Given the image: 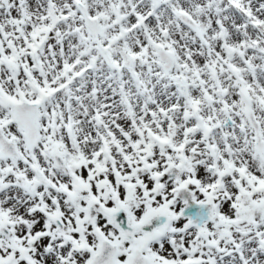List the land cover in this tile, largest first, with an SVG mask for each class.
I'll return each mask as SVG.
<instances>
[{
  "label": "snow or ice",
  "instance_id": "obj_1",
  "mask_svg": "<svg viewBox=\"0 0 264 264\" xmlns=\"http://www.w3.org/2000/svg\"><path fill=\"white\" fill-rule=\"evenodd\" d=\"M0 264H264V0H0Z\"/></svg>",
  "mask_w": 264,
  "mask_h": 264
}]
</instances>
